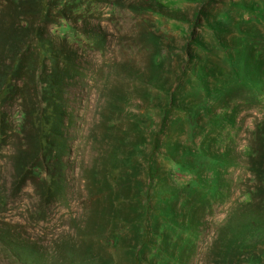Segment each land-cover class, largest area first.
<instances>
[{
  "label": "rangeland",
  "instance_id": "obj_1",
  "mask_svg": "<svg viewBox=\"0 0 264 264\" xmlns=\"http://www.w3.org/2000/svg\"><path fill=\"white\" fill-rule=\"evenodd\" d=\"M60 1L50 142L36 82L0 106V264H264V0Z\"/></svg>",
  "mask_w": 264,
  "mask_h": 264
},
{
  "label": "trees",
  "instance_id": "obj_2",
  "mask_svg": "<svg viewBox=\"0 0 264 264\" xmlns=\"http://www.w3.org/2000/svg\"><path fill=\"white\" fill-rule=\"evenodd\" d=\"M60 3V0H0V47L11 56L10 63L0 73V106L15 93L16 77L24 74L30 82H36L35 96L30 97H34L32 100H37V104L33 105L31 113L42 146L50 142L54 126L65 109L60 92L67 88L65 79L73 75V66L76 68L75 52L69 48L59 49L57 37L50 35L45 27L53 22L54 9L62 14L61 18H66L59 9ZM56 63L58 66L51 70V64L55 67ZM59 63L63 67L60 68Z\"/></svg>",
  "mask_w": 264,
  "mask_h": 264
}]
</instances>
